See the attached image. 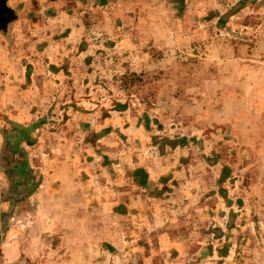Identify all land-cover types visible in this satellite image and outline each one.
<instances>
[{
	"label": "rangeland",
	"instance_id": "rangeland-1",
	"mask_svg": "<svg viewBox=\"0 0 264 264\" xmlns=\"http://www.w3.org/2000/svg\"><path fill=\"white\" fill-rule=\"evenodd\" d=\"M0 264H264V0H0Z\"/></svg>",
	"mask_w": 264,
	"mask_h": 264
}]
</instances>
